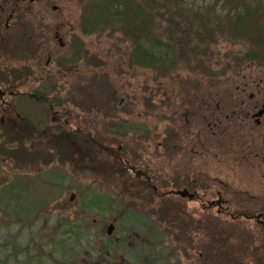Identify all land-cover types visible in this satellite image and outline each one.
<instances>
[{"label": "rangeland", "instance_id": "1", "mask_svg": "<svg viewBox=\"0 0 264 264\" xmlns=\"http://www.w3.org/2000/svg\"><path fill=\"white\" fill-rule=\"evenodd\" d=\"M84 1L0 0V87L8 78L12 91L0 107L14 111V93L37 87L42 94L54 80L51 94L65 105L48 112L43 128L52 129L59 118L75 137L118 150L151 184L128 196L135 175L123 169L89 173L80 158L69 163L47 156L24 164L9 155L19 134L0 120V264H202L199 245L209 249L212 240L198 234L189 246L173 235L175 209L198 220L207 216L213 224L208 229L216 232L213 242L221 251L210 264H264V229L254 217L261 213L264 222V112L258 124L252 118L264 101V64L236 66L240 44L217 36L207 51L198 46L197 59L157 75L129 63L130 48L120 33L79 31ZM26 34L28 42L22 41ZM28 108L36 122L39 107ZM121 120L140 132L121 135L106 125ZM10 180L25 188L15 201L5 197L9 189L2 191ZM197 183L206 190H196ZM175 189L197 196H179ZM218 192L227 201L220 210L207 203ZM86 193L105 200L104 208H87ZM32 203V216L25 215ZM124 212L142 214L145 223L124 229L125 221H133ZM106 238L113 243L109 251Z\"/></svg>", "mask_w": 264, "mask_h": 264}, {"label": "trees", "instance_id": "2", "mask_svg": "<svg viewBox=\"0 0 264 264\" xmlns=\"http://www.w3.org/2000/svg\"><path fill=\"white\" fill-rule=\"evenodd\" d=\"M79 12L80 18L77 22L82 34L101 33L105 30L120 33L130 48L129 63L149 68L157 75L165 76L176 70L180 63L197 59L198 46L204 45L207 51L210 45L217 41V36L231 43L240 44L241 51L238 52L240 57L235 63L236 66L239 61L264 64V0H208L207 2L205 0H85ZM24 28L22 27L23 32L20 35L25 34ZM24 37L22 41L28 42L27 36L26 39ZM232 59H236V56L233 55ZM57 63L62 66L63 60L58 59ZM66 69L69 68L66 67ZM46 77L52 80L51 76ZM7 82H10L9 79ZM52 82L54 85H51L49 89L44 88L45 92L42 94L38 93L37 87L28 93L18 92L16 95L14 93V96L10 97L13 102L9 103L10 106H14V111L3 110L0 107V120H4L3 123H7L13 133L19 134L15 135L16 139H13L17 140L18 147L12 144L9 155L12 153L24 164L28 162L29 165L44 161L46 156L47 160L59 158L61 162L69 163H77L80 158L89 173H96L93 170L100 172L103 169L113 174L120 169L129 171L130 176L134 173L136 177L132 176L134 183L128 187L130 188L128 196L133 195L134 192L141 193V190L145 188L147 190L151 184L147 180L148 176L140 171H132L128 164L131 162L124 161L118 150L98 142L93 144L92 139L89 138L75 137L68 124L65 122L64 126V123L59 122V118L52 125V129L46 131L43 128L48 112L54 106L61 109L65 105L60 96L51 94L57 85L54 80ZM33 103L39 107L37 116L40 117L32 123L28 117L33 116L32 112L35 110L27 109V105ZM13 122H17V125ZM106 125L110 130L119 132L121 135L128 131L136 132L137 129L140 132L139 128L125 120L110 122ZM124 163L128 166L122 167ZM190 183L193 184V182ZM200 188L206 190L207 186L200 187L197 183L195 189L201 190ZM7 189H9V195L5 197L8 199L10 196L9 199L14 201L20 198L23 195L22 191L25 190L14 180H10L2 187L3 192ZM84 197L87 208H104L105 200L100 203L95 201L93 196L89 197L87 193ZM7 203L12 205L10 201ZM26 211H24L25 215L32 216L34 206L29 212ZM175 211V218L170 219L171 233L176 237L179 236L182 241H186L189 246L195 244L198 234L205 240H212L208 243L209 249L199 245V252L203 257L202 264H210L211 259L217 256L219 250L221 251V248L214 245L216 241L213 242L216 240V235L214 237L213 233L216 232L208 229V225L213 224L208 222L207 216L198 220L180 209ZM124 214L126 217H133L132 222L130 220L124 222V229L131 223H136L140 227L145 223L146 219L142 217V214L137 212L134 215L128 212ZM137 215L140 216L137 217ZM138 226L136 228L140 231ZM146 234L149 242L155 240L151 237L152 232L147 231ZM104 243L106 251H109L113 244L112 240L106 238Z\"/></svg>", "mask_w": 264, "mask_h": 264}, {"label": "flooded vegetation", "instance_id": "3", "mask_svg": "<svg viewBox=\"0 0 264 264\" xmlns=\"http://www.w3.org/2000/svg\"><path fill=\"white\" fill-rule=\"evenodd\" d=\"M12 12H13V9H11V11L9 12V14L6 16V18H5V22L3 23V28L4 29H7L9 26H7L8 24H7V21H9L10 19H11V17H12ZM27 34H28V25H27ZM26 34V35H27ZM27 39H28V35H27ZM28 49V48H27ZM13 73V72H12ZM14 74V73H13ZM23 74V72H17L15 75H22ZM5 80L4 81H7L8 80V78H4ZM8 83L9 82H7V84H5V83H3V84H5V85H3L2 86V88L0 87V105H3V106H7L6 105V103H8V101H7V97L8 96H10V94L9 93H12V91H10V89L8 88L9 87V85H8ZM185 190V189H184ZM195 191V190H194ZM194 191H192V193H189L188 191H187V193L184 191H182V190H177V189H175V191H174V194H176V195H179V196H185V197H188V198H192V197H194V196H197L196 195V193H194ZM205 192V191H204ZM214 196H216V198L213 200V201H209V202H207L208 203V205H214V207H217L219 210L221 209V208H223L224 207V204L227 202H225V200L220 196V192H218L217 194H215ZM263 215L260 213L259 214V216L257 217V216H254L255 217V219H256V222H258V223H260V224H262L263 225V229H264V222L261 220V217H262Z\"/></svg>", "mask_w": 264, "mask_h": 264}, {"label": "water", "instance_id": "4", "mask_svg": "<svg viewBox=\"0 0 264 264\" xmlns=\"http://www.w3.org/2000/svg\"><path fill=\"white\" fill-rule=\"evenodd\" d=\"M30 1H32V0H30ZM59 44L62 45L61 43H59ZM260 107H261V108L253 114L256 123H259V117H260V116L262 115V113L264 112V103H262V105H261ZM262 159H264V153H263V158H262ZM111 228H112V224H109V225H108V228H107V232H108V233L111 232V230H112Z\"/></svg>", "mask_w": 264, "mask_h": 264}]
</instances>
